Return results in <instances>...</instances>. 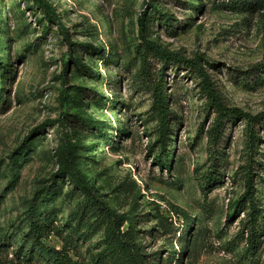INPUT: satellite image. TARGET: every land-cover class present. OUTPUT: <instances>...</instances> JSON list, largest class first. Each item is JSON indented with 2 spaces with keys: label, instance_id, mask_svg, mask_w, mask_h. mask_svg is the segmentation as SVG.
I'll use <instances>...</instances> for the list:
<instances>
[{
  "label": "rangeland",
  "instance_id": "374dc122",
  "mask_svg": "<svg viewBox=\"0 0 264 264\" xmlns=\"http://www.w3.org/2000/svg\"><path fill=\"white\" fill-rule=\"evenodd\" d=\"M44 1L53 17L37 0H0L1 229L19 241L30 200L51 187L56 195L47 209L62 237L52 235L45 244L65 247L84 264L102 253L105 224L93 210L83 211L80 193L57 176L64 122L70 141L87 156L78 166L94 179L101 199L116 213L138 218L151 264H264V124L255 126L254 152L242 119L227 121L218 140L211 138L217 113L197 74L149 57L151 81L164 69L173 113L167 146L174 148L173 164L160 168L158 120L138 53V19L146 12L151 40L180 59L198 60L225 106L264 114V71L257 70L264 65V4L245 10L240 2L250 0ZM80 117L96 121L110 139ZM40 133L13 168L11 154ZM249 164L263 207L253 256L243 228L247 211L236 207ZM209 174L218 182L208 189Z\"/></svg>",
  "mask_w": 264,
  "mask_h": 264
},
{
  "label": "trees",
  "instance_id": "16d2710c",
  "mask_svg": "<svg viewBox=\"0 0 264 264\" xmlns=\"http://www.w3.org/2000/svg\"><path fill=\"white\" fill-rule=\"evenodd\" d=\"M37 2L45 8V12L49 16L53 17V15H50V10L44 0H37ZM240 4L245 10H253L258 4L260 6L263 5L264 0H250L249 2H240ZM146 17L147 14L144 12L138 19L140 40L138 53L142 57L143 78H145V83L150 86L152 92V113L158 120V144L161 149L158 157L155 158V163L160 168L168 170L172 168L175 151L174 148L168 151L167 146L170 140L171 117L173 113L169 106L170 99L166 95L167 87L162 79L164 69L159 71L157 79L151 81L148 70L149 57L159 59L163 66L171 63L184 64L185 67L194 71L201 80V86L206 92L209 107L213 108L217 113L213 131L210 134L211 138L218 140L219 134L227 121L242 119L246 122L249 150L254 152L259 140L255 126L257 124H264V114L251 116L238 109H229L225 106L221 96L213 87L211 78L204 72L198 60L187 61L180 59L178 54L166 51L155 41L151 40V21L147 20ZM159 20H164L166 24H169L171 18L168 15L160 14ZM73 62L82 68L83 65L77 60L74 59ZM206 63L210 65L208 61ZM257 68V70L264 71V65H259ZM85 70L88 69L86 68ZM79 120L102 138L106 140L110 139L101 125L96 123V121L83 117H80ZM60 127L59 146L62 156V166L57 176H60L62 179L67 178L74 191L80 193L82 198L81 209L85 212L93 210L97 214V217L105 224L104 249L100 255L92 260L93 264H102L106 259L114 260V262L118 261L120 264H151L150 256L146 253L141 242L142 237L140 235L138 218L136 216L129 217L116 213L101 199L94 179H89L84 174V169L78 166L83 164L87 158L81 152L82 147L70 141L68 135L65 133L64 122H61ZM42 128L40 127L37 131ZM42 135L43 133H40L32 138L25 139L24 143L11 154L9 160L13 168L18 166L22 157L28 155L34 140ZM87 171L90 173L91 170L87 168ZM243 175L245 179V193L238 201L236 207L247 211L248 219L243 228L245 229L247 242L249 243L247 252L253 256L261 244L263 207L256 197V181L252 165L245 166ZM55 181L57 179L53 178L52 182ZM217 182L218 179H214L210 174L204 178L205 187L208 189L211 186L217 185ZM55 195L51 187H45L35 193L24 212L27 231L20 235L19 241L16 239L17 235H9L0 227V264H84L79 260H74L70 256L69 250H66L65 247L57 250L45 244V241L52 235L59 238L62 237L59 227L55 226L52 221V212L47 209ZM234 214L230 217H233ZM126 223L128 227L126 230H123L122 228ZM189 226H187V229H184L185 233L189 232ZM173 256L175 258L174 252H172ZM184 256L185 253L182 252L181 258L183 259ZM160 259V255H154L153 257V260L158 261Z\"/></svg>",
  "mask_w": 264,
  "mask_h": 264
}]
</instances>
